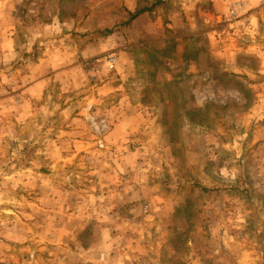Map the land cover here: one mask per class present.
Masks as SVG:
<instances>
[{
    "label": "rangeland",
    "instance_id": "rangeland-1",
    "mask_svg": "<svg viewBox=\"0 0 264 264\" xmlns=\"http://www.w3.org/2000/svg\"><path fill=\"white\" fill-rule=\"evenodd\" d=\"M25 4L0 43V256L264 264V0ZM45 9L67 33L40 44Z\"/></svg>",
    "mask_w": 264,
    "mask_h": 264
},
{
    "label": "crops",
    "instance_id": "crops-1",
    "mask_svg": "<svg viewBox=\"0 0 264 264\" xmlns=\"http://www.w3.org/2000/svg\"><path fill=\"white\" fill-rule=\"evenodd\" d=\"M25 1L26 0H3V1L0 0V28H1L0 43L2 44L1 49L7 52L8 56H16V53H17V48L15 47L16 40H17L16 35L18 36L19 28H21L23 25L20 14L21 13L25 14L26 11L31 12V13L34 11H37L38 13L40 11V8L36 9L34 7L31 8V10L30 9L26 10L27 6L25 4ZM130 10L131 9H129V11ZM98 11H101V10H98ZM45 14L50 18V20H48L47 23L43 26V29L39 30L38 32H35L34 34V36H36V40H35L36 43H40V44H42V40H39V39L47 40L48 38L54 37V35L57 33H61V36H64V34L67 33L66 27L68 24L66 23L63 24L59 20L57 14L51 13L50 11L46 9H45ZM143 17H145V15H143L140 18H143ZM58 26L64 27V30H59ZM36 46H40L39 50L42 51V48H43L42 45L37 44ZM44 51H45V48L43 49V52ZM35 83H36L37 89L39 90L44 89L43 81L39 80V81H36ZM131 124H132L131 122L125 121L123 123V128L128 127L130 129ZM121 127L122 125L116 128L115 131L117 132L118 129L119 130L121 129ZM122 132L125 133L126 131H122ZM99 256L100 255L98 254V258ZM56 257L57 259L59 258L58 255ZM98 258L97 259L94 258L92 261L99 262ZM60 263H64V261L60 259ZM0 264H20V263L18 260H15V259L10 260L7 257L3 258L2 256H0Z\"/></svg>",
    "mask_w": 264,
    "mask_h": 264
},
{
    "label": "trees",
    "instance_id": "trees-1",
    "mask_svg": "<svg viewBox=\"0 0 264 264\" xmlns=\"http://www.w3.org/2000/svg\"><path fill=\"white\" fill-rule=\"evenodd\" d=\"M160 4L161 3H155L153 6H151V5L141 6L138 9H136L135 12H130V18L126 22L125 25L126 26H130L133 22L138 20L143 15L155 13L157 11V9H158ZM107 33L108 34H112L111 31H108Z\"/></svg>",
    "mask_w": 264,
    "mask_h": 264
}]
</instances>
